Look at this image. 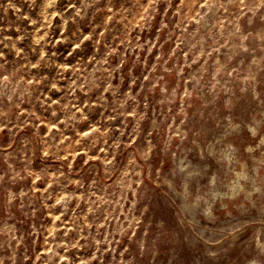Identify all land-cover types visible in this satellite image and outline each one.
Wrapping results in <instances>:
<instances>
[{
    "label": "rangeland",
    "instance_id": "1",
    "mask_svg": "<svg viewBox=\"0 0 264 264\" xmlns=\"http://www.w3.org/2000/svg\"><path fill=\"white\" fill-rule=\"evenodd\" d=\"M0 264H264V0H0Z\"/></svg>",
    "mask_w": 264,
    "mask_h": 264
},
{
    "label": "bare ground",
    "instance_id": "2",
    "mask_svg": "<svg viewBox=\"0 0 264 264\" xmlns=\"http://www.w3.org/2000/svg\"><path fill=\"white\" fill-rule=\"evenodd\" d=\"M240 184H241V183H240ZM237 185L239 186V184H237ZM237 185H236V186H237Z\"/></svg>",
    "mask_w": 264,
    "mask_h": 264
}]
</instances>
